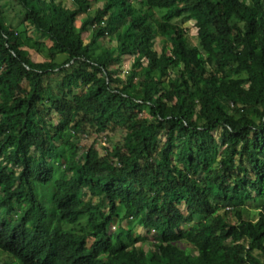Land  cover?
<instances>
[{"label":"trees","instance_id":"16d2710c","mask_svg":"<svg viewBox=\"0 0 264 264\" xmlns=\"http://www.w3.org/2000/svg\"><path fill=\"white\" fill-rule=\"evenodd\" d=\"M1 1L0 250L17 264H264V203L241 213L264 201V0ZM117 131L102 155L79 144ZM124 219L153 234L143 255Z\"/></svg>","mask_w":264,"mask_h":264},{"label":"rangeland","instance_id":"374dc122","mask_svg":"<svg viewBox=\"0 0 264 264\" xmlns=\"http://www.w3.org/2000/svg\"><path fill=\"white\" fill-rule=\"evenodd\" d=\"M61 3L68 7V8H72L75 7L77 2L79 0H60ZM2 1L0 0V3ZM86 5H90L91 7H94L98 4L97 0H86L85 1ZM158 9H163L162 6H157ZM1 10V7H0ZM7 17L9 18V21L11 22V25H15L19 28L22 29V26L20 24H18L13 16V12L10 11V9H8V11L6 12ZM78 19L77 18V25L78 23ZM182 25L188 30L189 34L192 36H195V34L197 33V29L194 26L193 21L189 20V21H185L182 23ZM27 34L30 35V32H28ZM90 36V32H84L83 33V39L87 40ZM41 42H43L44 46H48L50 44L48 39L42 38L40 39ZM193 41H195L193 39ZM152 48L155 49L157 52H159L161 50V42L159 40V38H156L154 40V43L152 45ZM31 52V57L34 61H40V60H44L45 56L41 55V52H36L33 51V49H30ZM61 56H58V58H60ZM130 61L131 58L128 57L127 55H125L123 57V59H121V61H119L118 63H115L113 67H117L118 65H121L123 70L127 69L130 65ZM121 72H118L117 75H115L114 77H117L118 75H121ZM52 124H57V118H53L52 120ZM123 135V133L121 132H115L112 133L110 135H106L105 132L103 133H99V134H90L84 137H81V140L79 141V144L82 146H92L94 148V152L97 155H102L105 151V147H110L112 146L117 140H119L121 138V136ZM42 189V190H41ZM38 192L40 193V195L43 198V201L45 202L47 209L48 210H52V203H51V198H50V192L48 191H44L43 188L38 187ZM43 194V195H42ZM45 195V197H44ZM48 195V196H47ZM17 202H20V200H17ZM264 203V201H260V200H255V201H248L246 202L242 208H241V213L249 218L255 217L257 210L261 207V205ZM119 209H121V207H119ZM198 219L200 220L201 217L198 216ZM235 219V218H233ZM204 220H209L208 217H205ZM50 221H52V218L50 219ZM139 219H132V222L130 221V219H124L121 222V228L119 229V231L121 232V235L124 237L125 241L129 242V243H133V238H135L136 236H143L145 239L142 241H138V243L141 246V252L140 254L143 255L144 252L147 250V248L151 245L152 241H153V234L151 232H148L139 222ZM71 225L67 226L70 227ZM116 228L114 226L110 227L109 230L114 231ZM117 231V229H116ZM115 232V231H114ZM114 234V233H113ZM5 261H8V264H17L15 262V260L11 257H9L5 252H3L2 250H0V264H4Z\"/></svg>","mask_w":264,"mask_h":264},{"label":"clouds","instance_id":"9594fccd","mask_svg":"<svg viewBox=\"0 0 264 264\" xmlns=\"http://www.w3.org/2000/svg\"><path fill=\"white\" fill-rule=\"evenodd\" d=\"M0 161H1V158H0ZM0 192H1V190H0ZM44 197H45V196H44ZM52 210H53V207H52ZM52 210H48V211H52ZM54 216H57V215L54 214Z\"/></svg>","mask_w":264,"mask_h":264}]
</instances>
